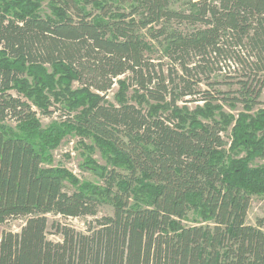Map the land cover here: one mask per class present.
<instances>
[{
	"label": "trees",
	"instance_id": "obj_1",
	"mask_svg": "<svg viewBox=\"0 0 264 264\" xmlns=\"http://www.w3.org/2000/svg\"><path fill=\"white\" fill-rule=\"evenodd\" d=\"M41 1L0 0V225L24 221L0 235V264H264L261 222H246L264 195V108L247 113L262 104L264 0H49L52 16ZM224 68L237 89L214 98L201 86ZM216 101L246 113L214 119ZM72 131L110 165L100 186L44 166ZM47 215L91 220H53L52 241Z\"/></svg>",
	"mask_w": 264,
	"mask_h": 264
},
{
	"label": "rangeland",
	"instance_id": "obj_2",
	"mask_svg": "<svg viewBox=\"0 0 264 264\" xmlns=\"http://www.w3.org/2000/svg\"><path fill=\"white\" fill-rule=\"evenodd\" d=\"M185 2L186 0H172V8L174 9H185ZM39 14L42 16H52L51 9H50V1L49 0H42L40 3V8L38 10ZM152 57L153 58H160L162 55L161 50L158 48H153L152 50ZM165 63H168L166 60ZM50 71V68H47ZM229 72H232V68L227 70L224 68L221 72L216 71L215 73L211 74L210 82H219V85L214 86H201V89L207 91L211 94L214 98H221L222 96L217 93V91H227L229 88L231 90L237 89V86H228L225 82H234L235 79L229 80L228 75ZM231 76H236L235 73H231ZM123 77H120L122 79ZM232 78V77H231ZM225 83V84H224ZM76 83H73V87H77ZM118 91V85L114 84L111 90L107 94V101L109 103L116 104L115 102V94ZM133 95V90L130 88L127 91V98L131 102L133 100L131 96ZM190 97L186 98L185 100H189ZM193 98V97H192ZM199 98V96H196ZM221 100V99H219ZM220 109H217L213 112V118L219 119V114L224 113L226 115H232L234 119L237 118L238 114L244 111V108L241 104H235V106L230 107L228 103L222 101H216ZM259 102L262 103L260 105L255 106L251 111L247 112L248 114H254L260 109L264 108V89L259 97ZM216 104V103H215ZM213 104V105H215ZM196 106H203L202 102L194 103V102H184L179 103V107H184V110L192 111L195 109ZM145 108V107H144ZM244 113H246L244 111ZM62 116V111H56L52 113L50 116H42L38 115V119L42 127H46L51 123L59 122ZM200 118V117H199ZM204 121V120H203ZM11 126H14V123H8ZM223 140L226 142V148H228V144L231 141V127H228L226 131L222 134ZM50 156V161L45 163V167L53 168V169H64L71 175L75 176L78 181L82 183H89L93 186H100L101 179H100V169L99 168H106L109 169L110 165L106 162V159L102 156L99 149L95 146L93 140L87 137H81L77 135L75 132H71L66 135L59 143V145L48 151L47 153ZM243 155V154H240ZM259 165H263V161L260 159H255L250 166L256 167ZM66 190L70 191L72 188L67 184ZM111 214V208L109 206H102L98 210L97 216L109 215ZM191 216L189 217L186 224L191 225ZM48 219V239L52 241H59L60 237L54 235L52 229L50 228L51 222L53 220H58L62 223L67 224L68 226L72 227L78 232L85 231V224L86 221L91 220V218H67L63 219L59 216H52L47 215ZM258 221L261 222V229L264 231V195L261 196H253L251 198L250 207L247 211L246 222L249 225L255 226ZM23 219H11L5 222L4 224L0 225V235L4 231H12V232H19L21 227L23 226Z\"/></svg>",
	"mask_w": 264,
	"mask_h": 264
}]
</instances>
